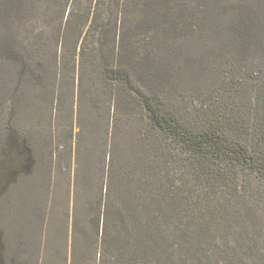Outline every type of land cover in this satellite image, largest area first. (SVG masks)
<instances>
[{
	"label": "rangeland",
	"instance_id": "374dc122",
	"mask_svg": "<svg viewBox=\"0 0 264 264\" xmlns=\"http://www.w3.org/2000/svg\"><path fill=\"white\" fill-rule=\"evenodd\" d=\"M146 1L0 0V235L16 264L94 255L104 167L145 153L141 95L193 110L202 90L264 83L263 0L157 13ZM25 158L29 172L8 177Z\"/></svg>",
	"mask_w": 264,
	"mask_h": 264
},
{
	"label": "trees",
	"instance_id": "16d2710c",
	"mask_svg": "<svg viewBox=\"0 0 264 264\" xmlns=\"http://www.w3.org/2000/svg\"><path fill=\"white\" fill-rule=\"evenodd\" d=\"M193 1L144 5L157 13ZM211 2L236 6L196 0ZM226 89L200 91L193 110L154 90L141 95L133 113L145 153L104 167L88 221L97 246L85 264H264V83L234 79ZM25 161L8 177L29 172ZM0 264H16L1 235Z\"/></svg>",
	"mask_w": 264,
	"mask_h": 264
}]
</instances>
